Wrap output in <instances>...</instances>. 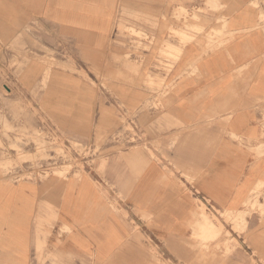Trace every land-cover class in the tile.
<instances>
[{
	"label": "crops",
	"instance_id": "obj_1",
	"mask_svg": "<svg viewBox=\"0 0 264 264\" xmlns=\"http://www.w3.org/2000/svg\"><path fill=\"white\" fill-rule=\"evenodd\" d=\"M207 5L218 10L203 13ZM179 8L196 13L203 31L185 45L169 40L180 53L167 72L150 68L163 85L152 92L147 111L131 116L120 85L103 88L99 97L92 86L79 85L75 73L70 82L43 90L29 86L27 93L36 91L38 105L68 124L69 133L78 134V124H102L106 164L101 174L65 185L6 184L0 252L12 256L9 264H45L34 257L37 245L83 256L88 264H147L141 258L147 243L166 262L190 264L200 205L214 217V230L228 228L236 243L216 264H264V0H0V58L7 44L31 46L23 34L37 27L50 34L43 35V48L52 51L61 42L70 58H100L102 74H128L110 64L126 57L134 60L135 74H145L138 62L157 58L150 40L164 20L177 27ZM223 26L221 42L212 36L208 42ZM129 28L147 40L130 38ZM28 69L24 73L32 74ZM122 91L136 99L145 89ZM110 112L134 124L132 139L124 125L115 128ZM112 134L125 135L114 141ZM223 214L242 216V231L227 225Z\"/></svg>",
	"mask_w": 264,
	"mask_h": 264
},
{
	"label": "rangeland",
	"instance_id": "obj_2",
	"mask_svg": "<svg viewBox=\"0 0 264 264\" xmlns=\"http://www.w3.org/2000/svg\"><path fill=\"white\" fill-rule=\"evenodd\" d=\"M208 9L218 10L214 6L207 5V9L202 12L206 13ZM261 20L264 22V15L261 16ZM173 21L177 25L176 28L173 29L164 20L165 25L158 27V36L150 40L151 46L159 50L157 58L153 55L143 58L141 63L138 62L137 66H142L143 71H146L145 74H135L134 60L128 57L114 58L110 63L114 67H125L128 74H102L103 60L100 58H70L67 47L61 42L59 45L55 43V49L52 47V51L43 48L40 41L43 35L50 34L44 33L42 28H27L23 36H29L31 46L28 48L24 45H19V48L5 45L4 57L0 58V194H6L4 187L9 184V181L49 183L55 180L65 185L70 182H79L83 178H90L89 172L95 175L101 174L106 164V152L103 151V147L108 136L103 133L105 130L102 124L98 126L90 124L85 129L78 124L74 129L79 133L71 134L68 124H62L56 116L38 105L37 92L27 93V90L31 84L33 88L43 90L47 88L48 83L70 82L73 79H69V74L75 73L76 75L71 76L77 78V83L92 86L94 93L99 97L102 96L103 88L107 89L109 86L113 88V84L120 85L119 97L122 102H126V108L131 116L141 108L147 111L151 104L152 92L160 91L163 85L161 76L152 73L167 72L171 63L177 59V54L180 53L179 49L168 44L169 40L174 39L180 45H185L187 42H192L203 31L197 14L190 16L182 8L174 11ZM189 24L197 26L191 27ZM224 30L223 26L221 32L212 33L208 37V42H213L212 36L215 38V43L219 44ZM120 31L123 33L124 29ZM126 32L130 38L147 40L144 34H136L132 28L126 29ZM166 36L168 40L165 39ZM161 37H164V40ZM131 45L134 46V42ZM136 46L139 48L140 44L137 43ZM208 47L210 48V45ZM86 67L90 74L83 70ZM27 68L32 74L24 73ZM150 68L152 73L149 72ZM32 79L33 81L29 82ZM135 86L145 89L143 94L138 93L136 99L132 95L127 96L131 92L122 91L124 88ZM153 106L158 107V105ZM108 115L116 122L115 128L118 125H124V131L130 133L132 139V135L135 134L134 124H125V120H118L113 112ZM83 130L85 132H82ZM91 134H95L93 141ZM112 135L113 138H118L113 140L118 141L123 139L125 134ZM199 212L201 221L196 224L198 233L194 235L196 240L194 238L192 240L195 241V245L190 250V264H216L236 243L229 234L228 228L226 231L219 227L220 230H214L209 217L212 221L215 219L202 205ZM261 214H264V209L261 210ZM222 217L227 225L232 223L234 231H242L241 226L244 223L242 216L223 214ZM61 232L69 234L70 228L63 227ZM146 240L150 242L149 239ZM214 241L216 245L210 246ZM34 257L37 262L45 260V264H64L63 259H69L71 261L69 264H79L78 261L81 264H88L83 261L85 258L83 256L44 251L41 245H37ZM10 258L12 256L5 257L0 252V264H9ZM141 258L150 260L147 264H171L164 260L166 256L161 251L148 243L147 246H143Z\"/></svg>",
	"mask_w": 264,
	"mask_h": 264
},
{
	"label": "bare ground",
	"instance_id": "obj_3",
	"mask_svg": "<svg viewBox=\"0 0 264 264\" xmlns=\"http://www.w3.org/2000/svg\"><path fill=\"white\" fill-rule=\"evenodd\" d=\"M205 214V213H204Z\"/></svg>",
	"mask_w": 264,
	"mask_h": 264
}]
</instances>
